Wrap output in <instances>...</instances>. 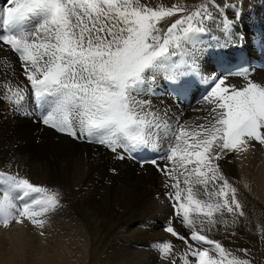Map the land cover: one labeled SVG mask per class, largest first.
Segmentation results:
<instances>
[{"label": "snow or ice", "instance_id": "obj_1", "mask_svg": "<svg viewBox=\"0 0 264 264\" xmlns=\"http://www.w3.org/2000/svg\"><path fill=\"white\" fill-rule=\"evenodd\" d=\"M209 6L221 10L217 0H207L166 28L162 21L188 10L153 8L141 0H6L0 7V55L18 57L30 84L29 89L4 82L0 99L23 112L30 94L45 126L102 145L116 159L125 158L118 149L129 157L158 154L141 164L151 163L166 177L174 215L190 232L181 235L172 222L164 227L187 247L177 255L172 242H157L163 264H252L247 249H227L205 233L218 224L227 230L245 215L217 161L248 151L252 142L264 146V86L248 81L237 88L216 78L204 97L211 107L198 125L172 122L141 98L155 94L158 78L176 97L197 81L209 82L202 59L236 44L227 18L217 25L223 41L201 38L218 19ZM235 6L227 2L222 8ZM238 75L247 79L246 72ZM158 160L167 164L161 167ZM60 206L58 191L0 170V223L23 219L43 229L44 218Z\"/></svg>", "mask_w": 264, "mask_h": 264}, {"label": "bare ground", "instance_id": "obj_2", "mask_svg": "<svg viewBox=\"0 0 264 264\" xmlns=\"http://www.w3.org/2000/svg\"><path fill=\"white\" fill-rule=\"evenodd\" d=\"M162 1L180 5L177 0ZM141 2L153 8L160 7L156 0ZM227 2L236 6L223 9L222 5ZM202 3H207V0H201ZM217 4L221 5L220 12L209 6L210 11L222 21L223 18H232L233 39L236 44L227 49L213 50L202 59V70L209 81L207 84L212 87L214 80L220 78L215 69L221 60L232 58L241 51L258 65L251 66V74L247 79H224L237 88L243 87L248 81L264 86V0H217ZM5 5L6 1L0 2V7ZM188 13L189 10L162 21L161 27L170 26L176 19ZM218 19L215 23L209 22L211 30L203 34L205 40H210L212 36L217 40H224L220 28L217 27ZM4 59L10 61V66L0 64V84L11 82L30 89V84L22 75L23 69L18 57L14 54L7 57L0 55V61ZM164 82L162 78H158L156 89L159 91L157 89L154 95L141 98L150 99L154 109L167 112V117L172 122L192 125L205 122L204 119L196 122L191 117L203 116L207 113L206 109L211 107L200 97L201 88L206 83L197 81L179 99L165 91V85L166 89H169V85ZM3 91L0 88V95ZM15 107L0 99V170L27 178L34 185L52 190L56 187L61 191L68 190L75 199L74 203L70 201L65 204L66 201L60 195L61 206L44 218L46 224L42 231L49 236V264H91L86 255L84 237L90 239L89 256L94 257L96 247L93 243L99 241L104 233L108 235L104 236L107 238L103 240V254L98 257L96 264H163L154 248L157 242H172L177 255L184 252L187 245L163 231L166 226L163 222H172L178 233L190 236L189 230L175 217L172 201L163 196V193L170 191L164 187L166 177L151 163L141 164V161L151 160L146 157L148 155L156 158V152L142 151L145 158L134 161L122 149H118V153L125 158L116 159L117 153L102 145H86L85 141L73 140L45 126L40 113L34 110L33 97L30 94L23 112L14 111ZM252 144L254 146L249 147L248 151L230 153L217 163L225 178L237 189L238 200L242 196L256 209V215H264V146L255 142ZM158 163L164 167L167 161L158 160ZM144 165L147 166L145 169L142 168ZM98 196L99 200L96 198ZM111 202L120 205L123 219L122 226L113 231L108 226L112 210L105 208V204ZM243 211L247 212L245 205ZM225 218L229 221L232 219L230 216ZM255 221L258 223L257 218ZM30 226L35 228L31 224ZM131 226H140V229L133 231ZM238 227L235 224L225 230L224 225L218 224L210 233L205 234L221 242L227 249L250 250L248 247L258 242L259 238L254 240L253 245L250 237L243 241L230 238L233 237L232 233L236 237L247 234L239 232ZM135 237L137 241H134ZM217 237H227V241H221ZM235 240L237 243H234ZM245 240L251 243L247 247ZM189 243L194 245L190 240ZM236 254L242 257L244 255L242 252ZM260 255L264 256L262 249ZM261 256L258 255L262 261L259 264H264Z\"/></svg>", "mask_w": 264, "mask_h": 264}, {"label": "rangeland", "instance_id": "obj_3", "mask_svg": "<svg viewBox=\"0 0 264 264\" xmlns=\"http://www.w3.org/2000/svg\"><path fill=\"white\" fill-rule=\"evenodd\" d=\"M5 1L6 0H0L1 3L5 2ZM156 1H157V4L160 7L161 6L169 7V6H172V5H176L174 3H167V2L162 1V0H156ZM177 1L180 3V5H177V6L184 7L185 9H188L189 12L194 11L196 9V7H198L201 4V0H195V1H193V0L192 1L191 0H177ZM147 6H149V5H147ZM179 14L181 15L183 13H179ZM179 14L177 13L176 15H179ZM224 19L225 18H223V20ZM227 19L232 21V18H227ZM221 21H222V19H218V23L219 24H221ZM164 83H163V85H164ZM155 89H156V87H155ZM164 89H165V91L169 92L168 89H166V85H165ZM29 101H30V99H29ZM206 116H207V113H205V115H203V116L200 115V116L191 117V118L194 119L196 122H200ZM84 144L87 145L88 143L84 142ZM147 158H149V157L147 156ZM160 166L163 167L161 164H160ZM146 167L147 166L144 165L142 168L145 169ZM54 190L58 191L60 193V195L64 198V200L66 201V202H64L65 204H67L70 201L72 203L75 202L74 197L71 195V193L68 190L61 191V190L57 189V187ZM165 195L166 194L163 193V196H165ZM237 195H238V193H237ZM96 198H97V200H99V196L96 197ZM239 199H240L241 204L243 206L245 205V208L247 209V212H244L245 215L243 217H239L237 219L236 224H237V227L239 226L238 228H240V229H238V228L237 229H238L239 232H241V233L242 232H244V233L246 232L247 234L246 235L242 234L241 237H236L235 235H232L233 237H230V238H233V239H236V240L237 239H241L243 241L244 238L250 237V238H252V245L254 244V240L259 238L258 242H256L253 246L248 247V249H250L248 251L250 253V258L252 260V264H259L260 262H262L261 259L258 257V255L261 256L260 255V249H262L263 252H264V215H256L257 212H256V209L253 207V205H250L249 202H247L245 200V198H243L242 196H240ZM102 202L104 204V201H102ZM105 208H109V209L112 210V214L109 215V218H108V226H109L110 230L113 231L115 228L121 227L123 219H122V215H121L120 205L117 204V203H113L112 204V202H111L110 204H108V203L105 204ZM126 218L128 219V217H126ZM256 218L258 220V223L255 221ZM163 224L167 225V223H164V222H163ZM137 228L140 229V226H131V229L133 231L135 229H137ZM141 229H142V227H141ZM107 235H108V233H104L102 235V237H100L101 239L100 238L98 239L99 241H96V242L93 243V245L96 247V251H95V256L94 257H90L89 256L90 255V247L89 246H90V243H91V242H89L90 239L88 237H84L85 241H86V250H87L86 255H87V258L89 257V259L91 260V262H90L91 264H96L98 257L103 254L102 253V244H103V240H106V238H107V237H104V236H107ZM185 237H189V236L186 235ZM118 238L124 239L125 237H118ZM217 238L221 239V241H227V237H217ZM236 240H235L234 243H237ZM134 241H137L136 237L134 238ZM245 241H247L246 244H245L246 245L245 247H247V246H249V244H251L249 242V240H245ZM190 242H192V241H190ZM257 243H258V245H257ZM252 248H254L255 251ZM239 249H241V248H239ZM261 257H262V260H264V256H261Z\"/></svg>", "mask_w": 264, "mask_h": 264}, {"label": "clouds", "instance_id": "obj_4", "mask_svg": "<svg viewBox=\"0 0 264 264\" xmlns=\"http://www.w3.org/2000/svg\"><path fill=\"white\" fill-rule=\"evenodd\" d=\"M49 236L21 219L0 223V264H49Z\"/></svg>", "mask_w": 264, "mask_h": 264}]
</instances>
